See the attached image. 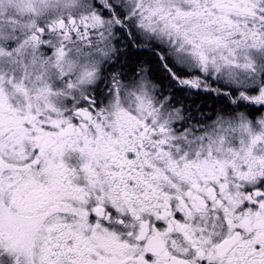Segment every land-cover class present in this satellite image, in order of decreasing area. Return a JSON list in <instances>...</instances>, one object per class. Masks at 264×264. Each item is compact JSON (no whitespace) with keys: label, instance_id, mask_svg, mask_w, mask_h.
<instances>
[{"label":"snow or ice","instance_id":"6c2138e0","mask_svg":"<svg viewBox=\"0 0 264 264\" xmlns=\"http://www.w3.org/2000/svg\"><path fill=\"white\" fill-rule=\"evenodd\" d=\"M0 264H264V0H0Z\"/></svg>","mask_w":264,"mask_h":264}]
</instances>
